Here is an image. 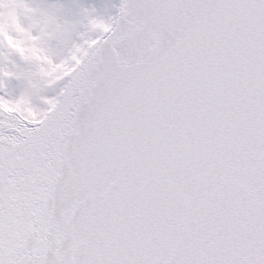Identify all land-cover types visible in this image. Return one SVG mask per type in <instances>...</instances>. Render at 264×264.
I'll list each match as a JSON object with an SVG mask.
<instances>
[{"label":"snow or ice","instance_id":"snow-or-ice-1","mask_svg":"<svg viewBox=\"0 0 264 264\" xmlns=\"http://www.w3.org/2000/svg\"><path fill=\"white\" fill-rule=\"evenodd\" d=\"M0 264H264V0H0Z\"/></svg>","mask_w":264,"mask_h":264},{"label":"rangeland","instance_id":"rangeland-1","mask_svg":"<svg viewBox=\"0 0 264 264\" xmlns=\"http://www.w3.org/2000/svg\"><path fill=\"white\" fill-rule=\"evenodd\" d=\"M113 1L114 0H105L104 2H102V3H109V4H113ZM87 2H90V3H95V0H87ZM15 84H16V82H13V84L11 85L12 87H14L15 86ZM15 90V89H14Z\"/></svg>","mask_w":264,"mask_h":264},{"label":"bare ground","instance_id":"bare-ground-1","mask_svg":"<svg viewBox=\"0 0 264 264\" xmlns=\"http://www.w3.org/2000/svg\"><path fill=\"white\" fill-rule=\"evenodd\" d=\"M105 0H95V3L99 4V3H102L104 2ZM107 3V2H106Z\"/></svg>","mask_w":264,"mask_h":264}]
</instances>
